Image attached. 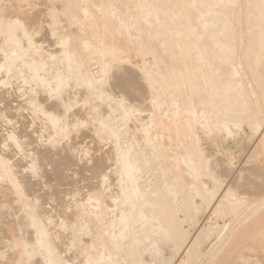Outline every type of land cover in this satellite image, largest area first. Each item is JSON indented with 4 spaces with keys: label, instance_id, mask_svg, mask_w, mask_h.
<instances>
[{
    "label": "bare ground",
    "instance_id": "obj_1",
    "mask_svg": "<svg viewBox=\"0 0 264 264\" xmlns=\"http://www.w3.org/2000/svg\"><path fill=\"white\" fill-rule=\"evenodd\" d=\"M21 2L3 0L11 7L0 8V20L21 14L15 7ZM56 2L68 6L60 24L75 38L84 70L99 76L110 66L107 95L123 96L140 106V114L126 124L113 106L110 127L116 136L103 144V152L94 131L81 134L105 171L109 165L115 169L118 143L129 151L140 169L139 199L130 204L123 200L113 171L111 191L83 217L90 235L82 237L84 251L74 250L72 260L86 264L91 256L101 264L264 261L259 243L264 231V0ZM73 17L78 24L69 22ZM50 41L49 34L43 41L45 57L59 55ZM0 105L16 120L15 131L27 141L26 150H33L31 117L25 112L17 119L16 108L24 106L18 90L11 97L0 92ZM103 111L108 114L107 106ZM5 130L0 123V145ZM0 156L18 172L26 163L11 145L8 152L0 150ZM41 166L44 174L39 180L18 179L26 184L25 196L40 201L44 214H49L50 202L67 204L68 196L77 191L87 200L103 183L94 170L90 174L88 165L69 161L67 167ZM5 189L7 200H0V253L13 231L24 227L28 232L22 205L15 203L10 186L0 185V194ZM4 203L15 205L11 213Z\"/></svg>",
    "mask_w": 264,
    "mask_h": 264
},
{
    "label": "snow or ice",
    "instance_id": "obj_2",
    "mask_svg": "<svg viewBox=\"0 0 264 264\" xmlns=\"http://www.w3.org/2000/svg\"><path fill=\"white\" fill-rule=\"evenodd\" d=\"M9 7L11 5L0 0V8ZM15 7L21 14L0 20V34L3 35V46H0V57L3 59L0 63V92H6L11 97L18 90L19 100L23 101L24 106L16 108L17 119L25 112L31 117L28 130L35 134V142L31 146L34 151L26 150L27 141L22 140L15 131L18 127L16 120L9 119L2 111L3 105H0V123L6 129L0 150L8 152L11 145V149L26 161L18 172L10 160L0 156V185H8L14 192L15 203L22 205L28 229L26 234L25 228L19 227L18 232L13 231L11 238L3 241L4 252L0 253V264H79L77 260H72L71 253L74 250L83 252L82 237L90 235L83 217L92 212L90 205L99 206L105 193L111 191L110 174L116 172L123 200L129 204L139 199L137 185L140 175L138 164L119 143L116 146L115 169L109 165L105 171L103 162L96 160L97 153L81 139V134L94 131L103 152V144L111 143V138L116 136L110 127L113 124V106L119 108L120 118L125 124L140 114V106L130 104L123 96L107 95L104 85L110 66H105L99 76L84 70L74 47L75 38L60 24L67 5H59L56 0H22ZM61 8L65 11H61ZM69 22L78 24L79 20L73 17ZM49 34L50 42H54L60 51L59 55L48 54L45 57L47 45L43 41L48 40ZM83 47L88 48L89 45L84 44ZM146 79L154 91L151 77L146 76ZM151 103L155 107L156 100L153 99ZM105 106L107 115L103 111ZM7 126H11V129ZM261 129L264 136V122ZM69 161L91 166L90 174L94 170V174L103 182L102 186L98 185V191L89 193L87 200H83L77 191L68 196L67 204L57 206L50 202L49 214H44L40 210L39 200L33 202L25 196L26 184L18 179V175L39 180L44 174L42 164L49 168H61L67 167ZM261 183L264 184V176ZM8 190L0 194V200H7ZM113 203L120 204L121 200H114ZM261 205L264 206V200H261ZM3 207L11 213L15 205L4 203ZM259 243L264 249V231L259 235ZM61 250L64 251L63 256L60 255ZM9 253L13 256L11 260L7 258ZM86 264H101V261L89 256ZM244 264L256 262L246 260ZM260 264H264V261Z\"/></svg>",
    "mask_w": 264,
    "mask_h": 264
}]
</instances>
